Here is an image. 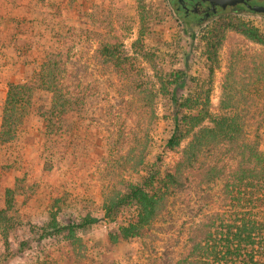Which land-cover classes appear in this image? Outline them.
Masks as SVG:
<instances>
[{
  "label": "rangeland",
  "instance_id": "374dc122",
  "mask_svg": "<svg viewBox=\"0 0 264 264\" xmlns=\"http://www.w3.org/2000/svg\"><path fill=\"white\" fill-rule=\"evenodd\" d=\"M233 21L258 29L262 43L235 31ZM216 27L220 43L207 52L206 37ZM104 43L118 58L100 55ZM47 51L58 52L72 102L52 117L51 129L45 118L51 93L37 78ZM233 55L231 92L250 102L235 110L264 109L254 104L264 101L257 88L264 77V16L226 9L189 31L170 0H0V123L7 83H23L31 95L14 138L0 137V264H175L185 228L219 204L224 185L199 179L194 168L214 157L233 167L236 158L223 147L202 152L144 236H117L134 215L121 197L147 169L176 163L179 148L163 152L173 126L163 87L182 69L188 88L207 93L217 112ZM260 142L264 150V125ZM244 191L245 200L228 213L262 214L260 199ZM52 214L59 225L86 215L95 220L76 231L77 246L66 231L44 236Z\"/></svg>",
  "mask_w": 264,
  "mask_h": 264
},
{
  "label": "trees",
  "instance_id": "16d2710c",
  "mask_svg": "<svg viewBox=\"0 0 264 264\" xmlns=\"http://www.w3.org/2000/svg\"><path fill=\"white\" fill-rule=\"evenodd\" d=\"M230 26L251 41L262 43V36L255 27L242 21H233ZM221 34L220 27L209 33L206 37L207 52L217 48ZM97 51L108 60L118 58L120 54L117 49L105 43ZM57 53L47 51L37 65V78L51 93V103L48 111H45L46 126L49 129L53 125V116L72 108L64 83V69ZM234 62L235 55L225 73L217 112L210 110L208 94L203 96L192 92L188 88L186 71L178 69L173 80L163 87L171 105L173 121L172 131L163 144V152L171 153L179 148L176 163L166 168L159 166L147 169L137 182L128 185L127 193L121 197L133 204L134 215L127 223L119 226L117 236H144L152 222L163 212L169 190L184 184L182 178L185 172L195 166L202 152L223 147V154L236 158L233 167H227L224 162L220 163V158L214 157L208 165L200 164L194 168L199 179L206 182L223 179L224 185L219 204L215 208L205 209L197 220L185 228L183 251L175 264H264V150L260 142L264 109L251 113L242 109L235 110L239 103L246 106L250 102L246 99L238 100L231 92L234 90V80L231 78ZM257 67L259 65L256 64L253 68ZM257 79L260 81L258 90H264V77ZM30 96V89L25 84L7 83L0 123L2 140L14 138L22 112L30 104ZM260 100H254L255 106L257 103L264 107V101ZM183 140L186 143L181 145ZM158 160L164 162V156L158 155ZM244 190H251V199H260L262 214L248 218L228 213L229 209L236 207L235 202L245 200L247 192ZM94 220L86 215L76 222L59 225L52 214L49 230L44 227L42 230L44 236L66 231L67 239L79 246L80 242L76 243L79 240L76 231ZM26 238L29 240V235Z\"/></svg>",
  "mask_w": 264,
  "mask_h": 264
},
{
  "label": "flooded vegetation",
  "instance_id": "af4514ba",
  "mask_svg": "<svg viewBox=\"0 0 264 264\" xmlns=\"http://www.w3.org/2000/svg\"><path fill=\"white\" fill-rule=\"evenodd\" d=\"M170 2L174 6V11L180 16L189 31L207 19L214 17L218 12L226 9L264 16L263 12H256L248 7V5H264V0H244L235 6L226 5L225 7H221L220 5H216L212 10L208 0H170Z\"/></svg>",
  "mask_w": 264,
  "mask_h": 264
},
{
  "label": "water",
  "instance_id": "95a60500",
  "mask_svg": "<svg viewBox=\"0 0 264 264\" xmlns=\"http://www.w3.org/2000/svg\"><path fill=\"white\" fill-rule=\"evenodd\" d=\"M208 1L211 4V10H212L216 5H220L221 7H225L226 5L235 6L239 2L244 0H208ZM248 7L253 11L264 13V5H252V6L248 5Z\"/></svg>",
  "mask_w": 264,
  "mask_h": 264
}]
</instances>
